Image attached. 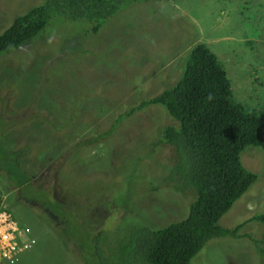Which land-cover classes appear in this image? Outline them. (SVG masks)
I'll use <instances>...</instances> for the list:
<instances>
[{
	"label": "rangeland",
	"instance_id": "1",
	"mask_svg": "<svg viewBox=\"0 0 264 264\" xmlns=\"http://www.w3.org/2000/svg\"><path fill=\"white\" fill-rule=\"evenodd\" d=\"M36 1L0 0V34ZM89 28L55 16L0 53L1 207L35 239L0 264H91L104 227L124 237L141 220L187 216L190 193L163 177L172 147L151 146L177 122L160 104L125 113L181 79L193 43L220 59L238 101L264 112V0H124ZM241 162L258 180L218 220L239 236L210 239L190 264H264V226L250 220L264 212V149L247 146Z\"/></svg>",
	"mask_w": 264,
	"mask_h": 264
},
{
	"label": "trees",
	"instance_id": "2",
	"mask_svg": "<svg viewBox=\"0 0 264 264\" xmlns=\"http://www.w3.org/2000/svg\"><path fill=\"white\" fill-rule=\"evenodd\" d=\"M123 1H36L0 34V53L22 47L55 16L84 20L95 33ZM182 74L173 86L141 100L125 115L160 104L177 122L164 126L151 146L172 147L173 163L163 177L173 190L190 193L188 214L160 228L141 220L139 225L132 224L124 237H115V231L104 227L94 234L100 242L95 241L99 244L96 252L89 251L91 264H190L210 239L239 236L241 226L223 227L218 220L258 180V174L242 164L241 152L247 146L264 149V112L238 101L226 68L204 42L186 49ZM250 220L264 226V212ZM118 224L113 229L120 232ZM254 242L264 255V228Z\"/></svg>",
	"mask_w": 264,
	"mask_h": 264
},
{
	"label": "built area",
	"instance_id": "3",
	"mask_svg": "<svg viewBox=\"0 0 264 264\" xmlns=\"http://www.w3.org/2000/svg\"><path fill=\"white\" fill-rule=\"evenodd\" d=\"M32 242V238L24 236L12 215L0 210V255L10 262L15 261Z\"/></svg>",
	"mask_w": 264,
	"mask_h": 264
},
{
	"label": "clouds",
	"instance_id": "4",
	"mask_svg": "<svg viewBox=\"0 0 264 264\" xmlns=\"http://www.w3.org/2000/svg\"><path fill=\"white\" fill-rule=\"evenodd\" d=\"M207 45H208V44H207ZM231 79H232V78H231ZM233 88H234V87H233ZM0 210L7 211L6 209H3V208H1ZM7 212H9V211H7ZM9 213H10V212H9ZM10 214H11V213H10ZM11 215H12V214H11ZM12 217H13V216H12ZM16 222H17V221H16ZM17 223H18V222H17ZM18 225H19V223H18ZM19 227H20V225H19ZM20 229H21V227H20ZM21 230H22V229H21ZM22 232H23V231H22ZM23 233H24V232H23ZM24 236H25V234H24ZM26 237H27V236H26ZM29 238H32V237L29 236ZM32 239H33V242H32V244H33L34 241H35V239H34V238H32ZM32 244H31V245H32ZM31 245H30V246H31ZM30 246H29V247H30ZM25 250H26V249H25ZM0 257L3 259V257H2L1 255H0Z\"/></svg>",
	"mask_w": 264,
	"mask_h": 264
}]
</instances>
